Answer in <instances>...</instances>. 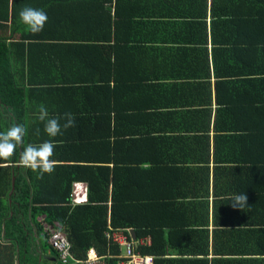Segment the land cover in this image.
I'll use <instances>...</instances> for the list:
<instances>
[{
  "label": "trees",
  "instance_id": "trees-1",
  "mask_svg": "<svg viewBox=\"0 0 264 264\" xmlns=\"http://www.w3.org/2000/svg\"><path fill=\"white\" fill-rule=\"evenodd\" d=\"M115 1V28H112V32L109 28L106 35L105 32L102 34L98 53L87 50L76 55L77 63L84 68L98 66L99 57L104 58L103 73L97 75L90 87L86 85L68 90L79 103L88 95H93V102H100L106 95L109 98L113 96L112 100L109 99L110 103L115 96L120 95L121 86L128 88L127 94L133 91L136 95L140 91L137 103L131 105L133 97L128 104H120L122 111L130 107L132 112L129 119L138 126L131 128L129 123V129H126L129 133L126 137L125 133L116 130L117 140L112 141V123L108 120L100 121L101 117L85 115L80 104L74 111H66L75 116L76 125L64 131L62 138L66 133L71 143L81 144L79 147L86 149L91 141H99L98 134L103 135L104 139L98 143L106 149L103 150L106 153L99 161H76L77 163L58 165L54 178L57 180L56 186L50 184L53 178L45 180V177L40 179L37 175L35 194L31 196L27 190H17L16 209L25 212L29 209L46 214L45 220L48 224L61 225L70 244L73 259L68 257L65 263L60 260V264H79L75 261L84 260L90 248H93L103 261L108 258L109 249L115 255H122L125 247H120L114 242L111 235L115 232L122 233L127 240H133L129 232L131 230L137 238L134 239L135 242L143 241L136 253L152 256L154 264H225L236 257H240L239 261L245 259L248 262L264 264V0H250L251 17L246 24H241L237 19L238 14L242 16L241 11L235 10L236 13L234 17L231 15V18L227 15L229 19H222L214 11L220 20L217 18L212 26V55L215 68H233L241 72L218 75L215 71V75L220 77L218 83L221 96L225 98V90H233L229 94L235 101L218 109V116L222 118H216L215 121L214 144L210 140V110H206V126L193 128L192 119L199 117L201 122H204L205 110L201 106H183L193 88H197L196 81L205 75L191 76L192 70L197 68V61L193 60V63L184 67L183 60H179L177 73L186 78L182 79L180 84V88L185 89L179 93L186 95L185 99L182 97L179 102L165 104L162 106L165 110H162L161 104L151 100L152 89L161 86L155 81L157 75L149 71H138L143 55L148 50L145 44L147 40L138 37L140 32H132L133 25L129 28L127 24V20L133 22V19L138 17L130 13V10H136L137 0ZM234 1L239 9L245 0ZM179 2L181 1L157 0L154 2L156 11L153 15L155 18H170L174 21L173 29L180 32L193 29L202 35L201 52H191L204 54L207 71H210V61L205 49L208 46L207 25L203 19L208 0H201L200 3V6L204 5V15L194 13L191 7L182 8ZM95 7L96 5L92 7V12L97 15ZM199 18L202 21H198ZM1 19L7 21L8 18L4 16ZM104 19L106 23L109 15ZM180 20H187V24L184 26V22ZM220 29L223 30L221 33L225 38L235 36L234 41L229 43L221 41L218 37L216 40L215 33ZM128 30L132 32V39L125 37L130 32ZM111 36H114L113 42H110ZM245 37L250 41L245 42ZM169 43L170 41L163 45L167 46ZM172 43L177 41L172 40ZM190 43L198 42L191 40ZM227 44L233 49L228 50ZM50 45L57 48L56 45L60 44ZM31 47L24 42L11 45L0 39V100L11 108L13 116L19 120L16 124H21L24 116L25 92L18 87L16 80L21 70L16 72L14 66L19 63L18 66L22 69L21 63L25 62L28 66L29 58L33 56L44 64L53 61L51 55H42ZM119 54L125 55V58L117 61ZM86 61L87 64L83 65ZM120 64L129 65L133 72L131 77L125 80V83L130 85H122L114 73ZM144 64L148 66L149 62L146 60ZM252 66L255 69H252ZM141 67L145 68L143 64ZM157 67L154 63L152 69ZM257 70H261L259 72L262 74L257 75ZM50 71L52 77L62 75L56 69ZM253 75L263 76L257 82L252 80ZM89 76L93 77V73ZM207 77L210 75L207 74ZM248 77L249 80L246 79ZM85 81H88L85 77L80 79L81 84ZM51 82H43L48 84V89L44 88L45 92L53 90ZM251 82L257 83L251 85ZM54 84L60 88L62 85L58 84L63 82L57 78ZM232 86L234 87L231 88ZM248 94L263 98L257 100L253 97L251 104H245ZM109 110L115 112L117 106L109 107L107 111ZM59 112L61 114V111ZM87 112L91 114L92 111ZM109 115L107 112V116ZM161 117L168 121L169 127L163 132L162 128L158 129L154 124L149 127L152 118L155 119V124H162ZM167 129L172 132L171 135L177 136L165 134ZM193 131L197 134L200 132L198 138L203 146L199 156L195 158L193 151L197 152L198 149L192 144L193 141H198V138L190 141L189 133ZM191 157L196 161L201 159L203 165L199 169H189L188 163L194 161ZM111 162L113 165L109 167ZM76 182L86 183L87 200L82 205L72 207L69 197L72 185ZM50 187L58 190L51 192L52 196L44 194L52 201L41 202L34 199L37 193L43 194ZM240 193H245L248 197V206L242 211L231 206L232 197ZM186 199L198 201L187 203ZM211 227L213 229L210 230ZM107 234H110L109 237ZM150 239L152 242L149 245L147 240ZM111 262L116 263L113 260Z\"/></svg>",
  "mask_w": 264,
  "mask_h": 264
},
{
  "label": "crops",
  "instance_id": "crops-1",
  "mask_svg": "<svg viewBox=\"0 0 264 264\" xmlns=\"http://www.w3.org/2000/svg\"><path fill=\"white\" fill-rule=\"evenodd\" d=\"M155 1L157 0H137V2H135L137 4L136 10H130V13H133V15L138 16L139 18H134L133 22L132 20H127L129 28L133 25V29L131 31L140 32L138 37H143L147 40L145 44H147L146 49L148 50L143 55L144 57L141 60L142 63L139 66L138 71H149L157 75V79L155 81L160 83L161 86L152 89V92L150 89L152 94L151 100H153V103L157 102L158 104H161L162 107L165 104H171L185 99L186 95H180L179 93L180 90L183 91L185 89L180 88V84L182 83V79H186L177 73V68H179V60H183L184 67H187L189 64L193 63V60L197 61V68L192 70L191 76L205 75L196 81L197 88H193L191 95L188 96V99H185L183 106H193L194 108L201 106V108H204L205 110V114L203 115L204 122H201L199 117H194L192 119L193 128L200 127V125L206 126V110H210L212 123L210 140L211 143L214 144L215 133L213 128L215 121L216 118H222V116H218V109L220 106H224V104H231L235 101V98L229 94V92H233V90H225V98L221 96L220 84L218 83V81H220V77L215 75V71L218 73V75L241 73L235 71L233 68H228L225 70H222L225 67L220 69L215 68L212 55V26L217 20L218 15L216 16L214 11L216 14H219L222 19H229L227 18V15H229L230 18L231 15L234 17L236 13L234 12L235 10L241 11L242 16L238 14L237 19L241 24H246L248 21H250L251 17L250 0H245L243 3H241L239 9H237V4L234 0H208L205 15L203 13L204 5L200 6L201 0H177L181 1L179 3L182 4V8L191 7L194 13L203 14L205 16L203 19L207 25L206 38L208 44L207 48L205 49H207V58L208 61H210V71H207L205 55L202 54V56L199 54L203 48L201 43L203 36L196 33L193 29L190 31L183 30L182 32H180V30L173 29L172 25L174 21L172 22V20H170L168 17L155 18L153 15V13L156 11V7L154 6ZM95 5V10L98 12L97 15L92 12V7ZM115 5V0H0V39H3L5 42L7 41V43L11 45L23 42L26 45L30 44L33 51L40 52L42 55H51V58L53 59L50 64L49 62L44 64L35 56H29L30 58L28 66L26 62L24 64L21 63V69L20 66H18L19 63H17V66H14V70L16 72H20L21 70L20 76L17 77L16 80L18 82V87L25 92L24 116L21 119L22 122L20 124L26 128V136L24 138L25 146L27 144L38 145L46 140H51L53 143H55V154L52 157L57 162L55 171L58 165L77 163L76 161L85 163L101 160L102 156L106 153L103 152V150L106 149H104L100 145L101 143L98 142L104 139V137L103 135L98 134L99 141H91L89 143V147L86 149L79 147L81 144L71 143L68 139L70 137L67 138L66 133L63 138L62 135L51 138L44 132V122L39 120L40 105L46 106L49 112V117H62L66 111H74L77 107H79L80 104L82 112H84L85 115H89L90 117H101L99 118L100 121L103 119L104 121L108 120L112 123V127L110 128V139L112 141L117 140L115 135L116 130L125 133L126 137L129 133V131L126 130L129 129V123L131 128L138 126L137 124L131 123V119H129L130 112H132L130 107L129 109L127 108V110L122 111L120 104H128V102H130L133 97L134 98L132 99L131 105L137 103L140 98V91H138L136 95L133 94V91H130L127 94L128 88L121 86L120 95L115 96L112 102L109 103V99L112 100L113 96H110L109 98L106 95L102 97L100 102H93V95H88V97L82 100V103L84 104L83 105L82 103H79L78 99H75L71 91L68 90L69 88L79 89L85 87L86 85H89L88 87H90L91 82L97 78V75L101 72L103 73L102 64L105 63L103 60L104 58L102 59L99 57L100 63L98 66L84 68L77 63L78 60L76 55L77 53H80V51L87 50H90L92 53H94V51L98 53V46L102 44V34L105 32L106 35L109 32V28L111 32L112 28H115L113 18L115 14ZM26 6L37 9L42 8L44 11L49 12L47 13L48 22L46 23L42 33L35 35L31 34L21 23L19 19V13ZM58 11H60V13H58ZM108 15L109 20L105 23L104 17L107 19ZM4 16L8 18L7 21L1 19ZM180 21L184 22V26L187 24V20ZM194 21L196 23V20ZM198 21L202 20L199 18ZM218 21H220L219 18ZM131 31L127 33L125 36L126 38L129 36L130 39H132ZM221 32H223L221 29L216 31V40L218 37V39L221 41H226L229 43L234 41L235 36L232 35L231 37L225 38ZM113 38L114 36H111L110 42H113ZM261 38L259 37V39ZM172 40L177 41V43L171 44ZM191 40H195L198 43H190ZM168 41H170V43L167 46L163 45V43H167ZM244 41L248 42L250 39L245 37ZM52 43H57L60 45H56L57 48H52L50 45ZM227 47L228 50L233 49V47L229 46L228 44ZM170 48H172L174 52H171ZM192 50H200V52H191ZM121 58H125V55L119 54L116 59L118 61ZM127 58L128 57L126 56V59ZM146 60L149 62L148 66L144 64ZM159 61L160 64L158 63ZM154 63L158 66L155 70L152 69ZM86 64L87 61L83 65ZM142 64L145 68L141 67ZM52 69L58 70L60 73H62V75L60 77H52V71H50ZM252 69L255 68L252 66ZM259 71L261 70H257V75L262 74ZM90 73H93V77L89 76ZM114 73H116V76H118L122 85H130L129 83H125V80H128L131 77L130 74L133 73L129 65L125 66V64H120ZM207 74L210 75V77H207ZM257 75H253L252 80H256L258 82L262 79L263 75ZM83 77L88 79V81H85L81 84L80 79ZM57 78L63 82V84H58L62 85L60 88L56 86L57 84H54ZM246 79L249 80V77ZM51 80L53 81L51 82ZM44 81L51 82V87H53L51 92H45L46 90H44V88L48 89V84H44ZM256 83L251 82V85ZM233 87L234 86L231 88ZM253 97H255L257 100H261L263 98L248 94L244 103L251 104ZM116 106L117 110L115 112L112 110L107 111L109 107L116 108ZM164 108L165 107H162V110H165ZM59 111H61V114ZM87 111L92 112L89 114ZM107 112H109V116H107ZM116 115H119L118 118L115 117ZM160 120L161 122L163 120L162 124H155L156 121L152 118L149 127L154 124L158 129L162 128L163 132V130L169 127V125L168 121L163 117H161ZM18 121L19 120L13 116L11 108H9V106L0 100V132L7 130V128L14 125V123L16 124ZM61 123L63 124L64 121L61 120ZM38 129L39 133L37 134ZM170 133L172 134V132H169L168 129L167 132L165 131V134ZM171 136L175 137L177 135ZM189 136H191L190 141H192V139L198 138L200 136V132L199 134H197L196 131H193V133L190 132ZM93 143L95 145H93ZM192 146L198 149L197 152L193 151L195 158L199 156L200 149H203V146L200 144L199 138L198 141H193ZM71 148L73 150H71ZM22 151L23 148L18 147L15 156L12 157L11 162L0 160V264H60L59 255L56 254L58 252L55 251L49 242L52 227L56 223L53 226L48 224L45 220L46 214L37 213V211H32L29 209H26V212L24 210L20 211V209H16V204H18V201L16 202L18 197L17 192L21 190L26 192L27 190L31 196L35 194L37 187L35 182L36 176L39 175L38 172H33L32 170L23 167L19 163L20 153ZM213 155L214 147H212V157ZM77 157H80V159H77ZM194 158L191 157V160ZM199 158H201V156ZM108 165L109 167H112L113 163L111 162ZM202 165L203 162L201 159L200 161H196L194 159V161L188 163L189 169L193 170L199 169V167ZM262 170H264V163ZM55 171L51 175H44L45 180L53 178L50 184L54 186H56L57 182V180H54ZM262 174L264 175L263 171ZM51 187L48 188L47 192L43 194L37 193L34 199L41 202H45V200L47 202L52 201L50 197L44 195L47 194L52 196L50 194L51 192L58 191L55 188L54 190L51 189ZM83 195L86 196L87 200L86 183H73L72 191L69 197L70 205L74 207L76 204H84L85 202H74L75 199H80V197ZM197 201L198 199H186L187 203H196ZM194 218L195 217H193V219ZM211 229H213V227H211L210 230ZM129 232L133 239H137L133 230ZM151 242L152 241L150 239L148 244L150 245ZM118 256V254L115 255V253L110 252L109 249L108 258L104 260V264H112L111 260H113V262L116 261V263L113 264H120V260L117 258ZM239 259L240 257L230 259L231 261H226L227 263L225 264H258L254 261L248 262L245 259H241L239 261Z\"/></svg>",
  "mask_w": 264,
  "mask_h": 264
},
{
  "label": "clouds",
  "instance_id": "clouds-1",
  "mask_svg": "<svg viewBox=\"0 0 264 264\" xmlns=\"http://www.w3.org/2000/svg\"><path fill=\"white\" fill-rule=\"evenodd\" d=\"M19 19L26 29L35 35L43 31L48 22V15L43 9L26 6L20 11ZM39 120L44 122V132L51 138L62 135L64 131L76 125L75 116L72 113L66 112L62 117H49V112L44 105L39 107ZM61 120L64 121L63 124ZM25 136L26 128L20 124H14L0 132V160L11 162L17 148L20 147L23 148V151L20 153L19 163L23 167L38 172L40 179H43L45 174H53L57 163L52 158L55 154L56 144L51 140H46L38 145L27 144L25 146ZM82 202H86L85 195ZM231 206L242 211L248 206L247 195L245 193L235 194L232 197Z\"/></svg>",
  "mask_w": 264,
  "mask_h": 264
},
{
  "label": "built area",
  "instance_id": "built-area-1",
  "mask_svg": "<svg viewBox=\"0 0 264 264\" xmlns=\"http://www.w3.org/2000/svg\"><path fill=\"white\" fill-rule=\"evenodd\" d=\"M84 201V195L80 197V199H75V203H80ZM110 234H107L109 237ZM112 239L116 242L120 247H125V252L122 255H119L117 258L120 260V264H153L154 259L150 255H142L141 253H136L135 249L139 248V245L143 241L135 240H127L126 236L122 233H112ZM150 240H147L149 242ZM49 242L52 247L58 252L59 259L64 263L67 258H72L70 252V245L65 236V232L60 224H55L52 227L51 236L49 238ZM73 259V258H72ZM75 261V260H74ZM79 264H104V261L97 255L96 251L93 248H90L86 252V258L84 260L75 261Z\"/></svg>",
  "mask_w": 264,
  "mask_h": 264
},
{
  "label": "bare ground",
  "instance_id": "bare-ground-1",
  "mask_svg": "<svg viewBox=\"0 0 264 264\" xmlns=\"http://www.w3.org/2000/svg\"><path fill=\"white\" fill-rule=\"evenodd\" d=\"M127 233V232H126Z\"/></svg>",
  "mask_w": 264,
  "mask_h": 264
}]
</instances>
